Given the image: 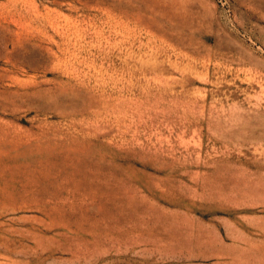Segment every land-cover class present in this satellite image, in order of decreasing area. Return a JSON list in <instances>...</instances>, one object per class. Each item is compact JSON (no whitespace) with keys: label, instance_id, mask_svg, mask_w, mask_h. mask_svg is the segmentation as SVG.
Returning a JSON list of instances; mask_svg holds the SVG:
<instances>
[{"label":"rangeland","instance_id":"1","mask_svg":"<svg viewBox=\"0 0 264 264\" xmlns=\"http://www.w3.org/2000/svg\"><path fill=\"white\" fill-rule=\"evenodd\" d=\"M0 264H264V0H0Z\"/></svg>","mask_w":264,"mask_h":264}]
</instances>
